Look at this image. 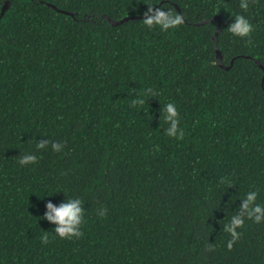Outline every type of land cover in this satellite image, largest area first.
<instances>
[{"label":"trees","instance_id":"trees-1","mask_svg":"<svg viewBox=\"0 0 264 264\" xmlns=\"http://www.w3.org/2000/svg\"><path fill=\"white\" fill-rule=\"evenodd\" d=\"M6 1L0 264H264V216L243 208L256 193L264 210V0ZM149 6L184 23L148 28ZM237 15L250 37L228 31ZM77 199L83 235L60 238L48 204Z\"/></svg>","mask_w":264,"mask_h":264},{"label":"clouds","instance_id":"clouds-1","mask_svg":"<svg viewBox=\"0 0 264 264\" xmlns=\"http://www.w3.org/2000/svg\"><path fill=\"white\" fill-rule=\"evenodd\" d=\"M240 7L245 11L248 10L249 3L248 0H241ZM151 13V15H149ZM145 19L142 20V23L148 28H153L155 26H160L161 30L167 31L170 28H176L184 23L182 16L174 13L173 11H165L163 8H155L154 6H149V9L144 13ZM254 30V26L246 19L243 15H237L235 17V22L228 28V31L237 37H250L251 33ZM156 94V93H152ZM135 104H144L143 99H137L131 102ZM166 120L172 122V127L166 135L170 137H177L182 139L184 132L179 128V113L177 107L174 103H168ZM41 144L39 147H43ZM53 149L56 152L60 151L59 144H53ZM37 157L35 155H29L21 158L20 164H34L37 162ZM256 198V193L249 195L248 200L244 203L243 208L247 211L249 219L255 218V221L259 223L261 217L264 216V210L260 206H257L254 210H249V204H251ZM81 200L77 199L75 201H70L69 203L63 204L61 207L56 208L51 203L48 204L50 212L47 215V219L58 223L59 227L55 229V233L59 235L60 238L70 239L68 234L75 232V237L79 238L83 233L75 231V226L80 223L82 209L80 207ZM54 213V215L52 214ZM106 214V213H105ZM105 214H102L105 215ZM244 219L242 217H234L232 227L229 229L232 232V239L228 242L227 247L229 250H232L233 245L240 239V233L236 232L237 226H243ZM41 240L44 244H48L49 238L45 234L41 237Z\"/></svg>","mask_w":264,"mask_h":264},{"label":"water","instance_id":"water-1","mask_svg":"<svg viewBox=\"0 0 264 264\" xmlns=\"http://www.w3.org/2000/svg\"><path fill=\"white\" fill-rule=\"evenodd\" d=\"M7 6H8V1H6L5 4L3 5V7H2V9H1V11H0V17L4 14V12H5L6 8H7ZM59 11L62 12V13L69 14V13L66 12V11H62V10H59ZM105 17H106V16H105ZM106 18L108 19V21H109L112 25H117V24H121V23H123L125 20H128V19L133 18V16H132V17H131V16H127V17H124V18H122V19H120V20H113V19H111V18H109V17H106ZM216 19H217V29H216V31H215V33H214V36H213L215 42H217V38H216V36H217V33H218L219 30H220V20H219L218 17H216ZM215 50H216V57H217V60H218V64H219L221 67H224V66L222 65V62H221V55H220V52H219L217 46H215ZM258 65H259L260 67H262V69H263V77H262V82H263V81H264V67H263L261 64H259V63H258ZM224 68H227V67H224Z\"/></svg>","mask_w":264,"mask_h":264}]
</instances>
